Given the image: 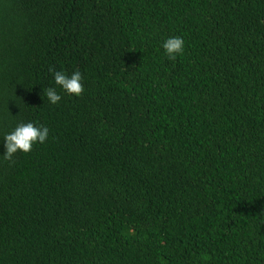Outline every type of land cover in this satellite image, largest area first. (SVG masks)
<instances>
[{
  "label": "trees",
  "instance_id": "trees-1",
  "mask_svg": "<svg viewBox=\"0 0 264 264\" xmlns=\"http://www.w3.org/2000/svg\"><path fill=\"white\" fill-rule=\"evenodd\" d=\"M0 264H264V0H0Z\"/></svg>",
  "mask_w": 264,
  "mask_h": 264
},
{
  "label": "clouds",
  "instance_id": "clouds-1",
  "mask_svg": "<svg viewBox=\"0 0 264 264\" xmlns=\"http://www.w3.org/2000/svg\"><path fill=\"white\" fill-rule=\"evenodd\" d=\"M165 55L175 60L184 52L185 40L182 36H170L162 42ZM54 77V86L45 89V95L50 104L55 105L61 99V91L69 95L80 96L84 91V76L76 70L70 75L62 70L50 68ZM49 136V128L34 121L20 122L3 137V155L5 159H12L17 152L28 153L35 144H43Z\"/></svg>",
  "mask_w": 264,
  "mask_h": 264
},
{
  "label": "bare ground",
  "instance_id": "bare-ground-1",
  "mask_svg": "<svg viewBox=\"0 0 264 264\" xmlns=\"http://www.w3.org/2000/svg\"><path fill=\"white\" fill-rule=\"evenodd\" d=\"M45 196V195H44Z\"/></svg>",
  "mask_w": 264,
  "mask_h": 264
}]
</instances>
